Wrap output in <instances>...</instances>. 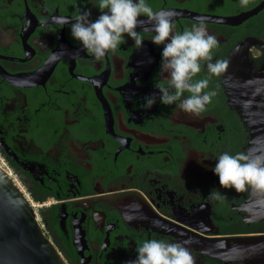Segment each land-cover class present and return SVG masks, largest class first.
I'll list each match as a JSON object with an SVG mask.
<instances>
[{
	"label": "flooded vegetation",
	"instance_id": "obj_1",
	"mask_svg": "<svg viewBox=\"0 0 264 264\" xmlns=\"http://www.w3.org/2000/svg\"><path fill=\"white\" fill-rule=\"evenodd\" d=\"M263 1L146 0L175 13L176 32L203 21L218 41L212 62H228L194 78L215 92L195 116L159 100L155 85L168 84L146 16L142 48L125 36L98 60L71 23L53 22L88 10L94 20L98 0H0V153L66 264H129L152 239L186 247L195 264H263L264 193L223 189L211 171L225 152L264 155L248 124L264 116V8L223 22Z\"/></svg>",
	"mask_w": 264,
	"mask_h": 264
},
{
	"label": "clouds",
	"instance_id": "obj_2",
	"mask_svg": "<svg viewBox=\"0 0 264 264\" xmlns=\"http://www.w3.org/2000/svg\"><path fill=\"white\" fill-rule=\"evenodd\" d=\"M240 4L247 6L249 0H240ZM97 7L100 15L94 20L88 10L77 13L72 21L56 17L53 22L71 23L72 38L99 60L126 42L125 36L134 41L136 48H142L143 37L136 29L142 24L139 18L146 16L154 26L155 35L151 42L162 46L160 71L162 75L166 74L168 87L155 85L160 93V102L164 105L179 102L180 110L195 116L204 112L215 92L205 91L209 87V79L194 78L201 73L205 62L209 78L220 76L228 68V62H212V50L218 41L209 34L203 21L181 33L175 31V13L154 12L146 0H98ZM185 93H188L187 97ZM156 99V95L145 96V108L151 109ZM211 171L219 178L223 189H234L238 193L251 189L264 193V155L252 157L244 152L235 155L225 152L217 158ZM209 199H222L221 193L213 189ZM129 264H195V258L178 243L152 239L137 247L136 259Z\"/></svg>",
	"mask_w": 264,
	"mask_h": 264
},
{
	"label": "water",
	"instance_id": "obj_3",
	"mask_svg": "<svg viewBox=\"0 0 264 264\" xmlns=\"http://www.w3.org/2000/svg\"><path fill=\"white\" fill-rule=\"evenodd\" d=\"M263 8L264 1L249 13L225 19L223 22L237 25L256 15ZM227 88L229 89V87ZM248 118L253 138L255 137L257 143L264 147V123L262 122L264 116L255 121L251 115ZM258 126L262 128H258ZM262 245L264 247V241ZM0 264H66L53 244L44 235L37 222L34 209L28 200L1 169Z\"/></svg>",
	"mask_w": 264,
	"mask_h": 264
},
{
	"label": "built area",
	"instance_id": "obj_4",
	"mask_svg": "<svg viewBox=\"0 0 264 264\" xmlns=\"http://www.w3.org/2000/svg\"><path fill=\"white\" fill-rule=\"evenodd\" d=\"M0 169L6 173V175L8 176V178L12 181V183L22 192V194L24 195V197L27 199L26 195L24 194V192L21 190L19 182L17 180V177L15 175V173L13 172V170L7 165L4 157L2 156V154L0 153ZM30 203V202H29ZM31 207L32 204L30 203ZM33 209H35V207H32ZM36 216V214H35ZM37 219V216H36Z\"/></svg>",
	"mask_w": 264,
	"mask_h": 264
},
{
	"label": "rangeland",
	"instance_id": "obj_5",
	"mask_svg": "<svg viewBox=\"0 0 264 264\" xmlns=\"http://www.w3.org/2000/svg\"><path fill=\"white\" fill-rule=\"evenodd\" d=\"M32 207H33V205H32ZM36 209V208H35Z\"/></svg>",
	"mask_w": 264,
	"mask_h": 264
}]
</instances>
